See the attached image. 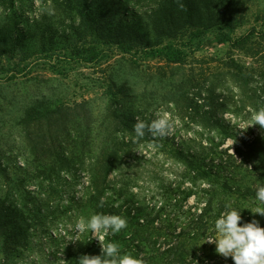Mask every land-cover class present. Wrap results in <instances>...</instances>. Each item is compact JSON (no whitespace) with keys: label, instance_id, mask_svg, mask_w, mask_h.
Wrapping results in <instances>:
<instances>
[{"label":"rangeland","instance_id":"1","mask_svg":"<svg viewBox=\"0 0 264 264\" xmlns=\"http://www.w3.org/2000/svg\"><path fill=\"white\" fill-rule=\"evenodd\" d=\"M9 1L0 0V27L12 23ZM106 1L115 6V21L121 16L139 21L154 39L152 24L161 0ZM44 7L52 8L53 14L42 11ZM96 9L108 13L100 5ZM13 10L28 39L0 55V162L7 172L0 175V197L24 216L21 224L25 228L11 250L0 241V264L8 254L12 264H58L60 259L78 264L79 255L74 251H87L99 244L90 231L77 233L74 223L80 216L94 214L89 202V172L101 151L112 149L114 142L117 145L113 133L120 138L124 155L107 178L105 197L122 209L126 200L144 205L152 216L164 207L162 220L154 223L164 231L175 226L179 230L188 221L176 205L184 210L193 208L198 198L186 201L173 191L178 184L182 189L192 187L185 167L176 158L179 150L197 148L209 137L218 141L224 135L222 129L234 134L220 143V148L230 152L234 140L233 152L257 135L264 137L259 125L239 132L250 119L249 110L264 105V0H245L240 11L244 23L233 35L257 31L247 48L220 43L230 36L220 28L197 38L191 29L174 39L165 38L164 43H174L185 51L182 63L151 56L141 59L142 49L137 45H111L106 36L91 32L76 12L55 0H41L40 5L35 0H14ZM231 58L251 72L247 86L236 87L226 74ZM230 90L234 97L228 108L238 112L215 108L223 127L210 131L207 111ZM116 96L121 112L135 120L150 122L157 112H167L173 124L169 134L160 138L146 133L137 140L133 129L121 131L108 122V107ZM32 107L63 111L49 122L31 124L32 141H37L38 148L22 119ZM40 126L48 130V142H38ZM248 173L242 170L240 175ZM250 173V180L256 182L264 171L259 168ZM196 183L201 185L203 180ZM121 187L124 194H120ZM10 227L18 229L14 223Z\"/></svg>","mask_w":264,"mask_h":264},{"label":"trees","instance_id":"2","mask_svg":"<svg viewBox=\"0 0 264 264\" xmlns=\"http://www.w3.org/2000/svg\"><path fill=\"white\" fill-rule=\"evenodd\" d=\"M55 1L65 4L72 12H76L91 32L106 36V41L111 45L127 44L131 47L132 45L141 47L143 53L141 59L151 56L163 58L171 63H182L186 56L185 51L174 43H164V40L176 38L185 29H191V34L195 38L213 28L226 29L230 36L220 39L219 42H230L232 47L240 49L247 48L246 45L257 34L255 29H250L246 34L233 35L235 30L244 23V15L240 11L243 9L245 0H181L184 5L183 10L178 7L175 0H161L155 11L158 17L153 19L152 24L154 39L149 37L139 21L131 22L122 16L115 21L112 17L115 6H112L109 1ZM9 2L12 23L0 27L1 56L10 49H16L21 39H28L27 33L19 28L18 15L13 10L14 0ZM97 5L108 9V13L98 11ZM252 54L255 55L257 52ZM227 70L226 74L236 87L248 85L251 72L239 61L231 58L227 64ZM229 93L215 99L207 111L210 131L214 128L222 129L223 121L218 117L219 113L215 108L221 106L225 110H230L228 106L233 100L234 93L232 90ZM120 109V98L116 96L114 102L108 107L106 120L118 125L121 131L132 130V124L136 123L135 116L127 115ZM231 110L234 113L238 112V109ZM61 114H63L61 109L40 110L32 107L25 110L22 119L30 140H34L30 131L33 122H49ZM43 128L42 126L39 128L42 132L38 136V142L39 140L48 142L50 139L48 130ZM49 133L51 134L50 130ZM220 133L224 135L218 141L214 137H209L205 143H199L197 148L189 151L179 150L176 153V158L185 167L186 178L190 180L192 187L182 189V186L178 184L173 191H178L177 194L181 193L183 200L186 201L193 196L198 198H196L194 210L192 207H185L184 210L182 205H176L180 208L178 212L186 213L184 216L189 218L179 230L178 226H175L168 231L154 224L157 219L162 220L164 207H160L152 216L144 205H137L126 200V208L122 209V206L115 207V204L105 197L107 178L120 166L124 155L119 145L120 138L116 133L111 134L115 140H118L117 145L114 142L112 149L101 151L95 158L92 169L88 171L91 187L89 202L90 205L92 204L94 213L118 214L126 217L128 221L127 228L115 235L109 234L105 238L106 242H118L122 254L131 252L137 258L142 255L147 264H234L230 257L224 258L218 255L215 247H208L205 241L214 235V222L226 210L225 205L228 203L241 210V223L255 219L259 221L261 227H264V216L250 211L255 206L256 186L264 185V173L257 177L256 182L250 180L252 178L250 172H256L259 168L264 171V137L257 135L244 142L242 147H237L233 153L228 149L220 148V143L234 134L227 129H222ZM33 142L34 147L38 148L37 141ZM242 170L249 173L241 176ZM6 174V169L2 168L0 162V175ZM198 180H203V183L198 185L196 183ZM119 190L120 194H124L125 188L121 187ZM244 203L249 205L245 206ZM21 220H24V216L18 214L16 208L0 197V241L4 248L11 250L12 246L19 242L18 238L23 237L25 227L21 224ZM12 223L17 225L18 229L12 231L10 227ZM100 252V244H98L90 250L73 253L80 257L83 254L99 255ZM3 261L4 264H12L9 254Z\"/></svg>","mask_w":264,"mask_h":264},{"label":"clouds","instance_id":"3","mask_svg":"<svg viewBox=\"0 0 264 264\" xmlns=\"http://www.w3.org/2000/svg\"><path fill=\"white\" fill-rule=\"evenodd\" d=\"M35 2L37 5L41 4V0ZM175 2L181 10L184 9L181 0ZM42 11L49 15L53 14L50 7H44ZM249 111L250 119L240 126L239 132H245L250 126L256 125L264 130V105ZM172 126L167 112H157L150 122L137 118L133 132L137 140L142 139L146 133L152 137L162 138L169 134ZM235 143L236 140L231 145L232 152ZM254 204L250 211L264 216V185L256 186ZM225 209L214 222L216 235L209 237L205 242L214 244L215 252L224 258L230 257L234 264H264V227L255 219L241 223V210L234 208L231 203L226 204ZM127 226V218L118 214L94 213L87 218L78 217L74 223V230L79 234L90 231L99 241L101 249L99 255H81L78 264H147L142 255L137 258L131 252L122 254L118 242H106L105 238L109 234L115 235ZM58 264H67V261L60 259Z\"/></svg>","mask_w":264,"mask_h":264}]
</instances>
